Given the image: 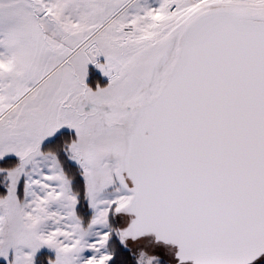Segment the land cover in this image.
I'll list each match as a JSON object with an SVG mask.
<instances>
[{"label":"rangeland","instance_id":"374dc122","mask_svg":"<svg viewBox=\"0 0 264 264\" xmlns=\"http://www.w3.org/2000/svg\"><path fill=\"white\" fill-rule=\"evenodd\" d=\"M219 10L264 16V0H0V160L20 159L0 168V261L50 251L51 264H108L117 238L139 264H192L136 230L124 133L167 81L187 27ZM67 129L89 217L59 153L44 149Z\"/></svg>","mask_w":264,"mask_h":264},{"label":"water","instance_id":"95a60500","mask_svg":"<svg viewBox=\"0 0 264 264\" xmlns=\"http://www.w3.org/2000/svg\"><path fill=\"white\" fill-rule=\"evenodd\" d=\"M128 133L139 234L174 246L180 262L264 256V16L197 18Z\"/></svg>","mask_w":264,"mask_h":264},{"label":"trees","instance_id":"16d2710c","mask_svg":"<svg viewBox=\"0 0 264 264\" xmlns=\"http://www.w3.org/2000/svg\"><path fill=\"white\" fill-rule=\"evenodd\" d=\"M99 81V80H98ZM95 81L94 82H98ZM101 84L106 85L108 83L107 79H101ZM72 137V131L67 129L64 130L63 132L59 133L55 138L52 140L48 141L44 145V149L47 151H53V152H58L59 157L61 162L65 165V171L67 172V175L70 177H73L74 179V188L79 194V206L77 210L80 211L82 216H91V212L89 211V204L86 198V191H85V183L84 179L82 178V172H78L76 165L71 163L68 160V152L66 151V147L68 146V143L71 142ZM64 148V150H63ZM66 148V149H65ZM19 162V159L17 157L11 156L7 157L5 159L0 160V168L5 169V168H12L17 165ZM25 183L23 180L21 181L20 184V197L19 199H23L25 196ZM2 186H0V196L2 194H5V190H2ZM4 189V188H3ZM87 217V218H88ZM87 220V219H86ZM113 247L115 249L114 256L112 259L108 262V264H139L137 257L133 253V251L129 248H126L124 244L120 243V241L115 238L113 240ZM54 258V255L50 251H42L38 254L36 264H51V259ZM0 264H7L4 261H0ZM255 264V263H253ZM256 264H264V263H256Z\"/></svg>","mask_w":264,"mask_h":264},{"label":"flooded vegetation","instance_id":"af4514ba","mask_svg":"<svg viewBox=\"0 0 264 264\" xmlns=\"http://www.w3.org/2000/svg\"><path fill=\"white\" fill-rule=\"evenodd\" d=\"M171 46H172V44H170L169 46L166 47V49L163 50L162 56L159 57L160 60L162 59L161 57H163L165 54H167V55L170 54V52H171ZM159 92H160V91H159ZM155 96H156V95H155ZM155 96L151 97V98L149 99V101L146 100V101L143 103V105H145V106L141 109V111H140V113L137 115V117H135V121H136V119L138 118V116L142 113L143 109L146 108L148 105H150V104L152 103L153 98H154ZM135 121H133V123H134ZM128 134H129V133H128V128H127V132H126V134L124 133V135L127 136V139L130 138V136H129ZM124 135H123V136H124ZM128 142H129V139H128ZM128 142H127V144H128ZM126 153H127V151L125 150V152H124V154H125V155H124L125 161H126Z\"/></svg>","mask_w":264,"mask_h":264},{"label":"crops","instance_id":"0c3cea01","mask_svg":"<svg viewBox=\"0 0 264 264\" xmlns=\"http://www.w3.org/2000/svg\"><path fill=\"white\" fill-rule=\"evenodd\" d=\"M4 112H5V111L2 110V116H3V113H4ZM59 172H60V171H59V169H58V174H59ZM59 175H61V174H59ZM25 194H26V190H25ZM24 198H25V196H24Z\"/></svg>","mask_w":264,"mask_h":264},{"label":"bare ground","instance_id":"6f19581e","mask_svg":"<svg viewBox=\"0 0 264 264\" xmlns=\"http://www.w3.org/2000/svg\"><path fill=\"white\" fill-rule=\"evenodd\" d=\"M134 216H135V214H134Z\"/></svg>","mask_w":264,"mask_h":264}]
</instances>
